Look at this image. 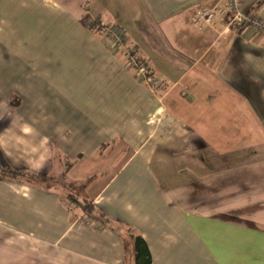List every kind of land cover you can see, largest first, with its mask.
<instances>
[{
  "label": "crops",
  "instance_id": "0c3cea01",
  "mask_svg": "<svg viewBox=\"0 0 264 264\" xmlns=\"http://www.w3.org/2000/svg\"><path fill=\"white\" fill-rule=\"evenodd\" d=\"M227 5L0 0V264H134L131 234L152 264H264V152L247 149L264 146V35L226 32ZM251 195L253 215L231 212Z\"/></svg>",
  "mask_w": 264,
  "mask_h": 264
},
{
  "label": "built area",
  "instance_id": "2783aa9c",
  "mask_svg": "<svg viewBox=\"0 0 264 264\" xmlns=\"http://www.w3.org/2000/svg\"><path fill=\"white\" fill-rule=\"evenodd\" d=\"M226 18L224 19L225 31H241L249 30L254 34L264 35V18L256 13L245 12L241 5L242 0H227ZM216 8L198 9L194 23L199 27L211 26L216 18ZM112 34L117 46H122L126 42L125 35L122 31L112 28ZM129 64L136 69L142 79L150 77L147 67L140 61L134 51L128 50ZM151 84L154 88L160 87L158 80H152Z\"/></svg>",
  "mask_w": 264,
  "mask_h": 264
},
{
  "label": "trees",
  "instance_id": "16d2710c",
  "mask_svg": "<svg viewBox=\"0 0 264 264\" xmlns=\"http://www.w3.org/2000/svg\"><path fill=\"white\" fill-rule=\"evenodd\" d=\"M0 165L3 166V168L8 167V164L6 163V160L3 157L1 152H0ZM8 169L10 168L8 167ZM15 173L18 174L17 172ZM70 202L71 204L77 203L76 204L77 207L82 206L83 210L85 212L87 211V213L89 212V210H91L89 208L91 204L88 205L89 203H86V204L82 203V201H79L78 199H72L70 200ZM88 214L92 215L90 214V212ZM131 238L133 241V263L134 264H152L151 252L144 238L139 235H133V234H131Z\"/></svg>",
  "mask_w": 264,
  "mask_h": 264
},
{
  "label": "rangeland",
  "instance_id": "374dc122",
  "mask_svg": "<svg viewBox=\"0 0 264 264\" xmlns=\"http://www.w3.org/2000/svg\"><path fill=\"white\" fill-rule=\"evenodd\" d=\"M223 148V147H222ZM257 149V151L259 152H264V146L263 147H253V146H248L247 149H249L248 153H250L253 149ZM263 150V151H262ZM216 158H217V162L215 163L216 165V169H223L224 167H226L227 165L230 164V162H228L227 160L231 159L228 158V156H226L225 154H216ZM229 168V167H228ZM66 197H68V199L72 200V199H78L79 200V197L77 196L76 193H74L71 189L69 191V193L66 194ZM252 198H250V200L252 201H249V204H247V208L248 209H239L237 211H231V212H236L237 214H241V213H248L249 216L253 215V213L255 212V208L257 207V202L256 200H261V198H258L257 195H251ZM82 203H89L88 205H90L91 203L90 202H87V201H82ZM77 204V203H76ZM75 203H73L74 206H76ZM79 205V204H78ZM90 209L92 208V205H90L89 207ZM235 213V214H236ZM251 214V215H250Z\"/></svg>",
  "mask_w": 264,
  "mask_h": 264
}]
</instances>
